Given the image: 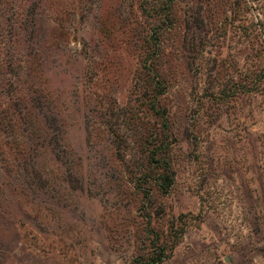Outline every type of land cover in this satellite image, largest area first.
<instances>
[{"label": "rangeland", "instance_id": "374dc122", "mask_svg": "<svg viewBox=\"0 0 264 264\" xmlns=\"http://www.w3.org/2000/svg\"><path fill=\"white\" fill-rule=\"evenodd\" d=\"M230 1L0 0V264H264V0Z\"/></svg>", "mask_w": 264, "mask_h": 264}, {"label": "trees", "instance_id": "16d2710c", "mask_svg": "<svg viewBox=\"0 0 264 264\" xmlns=\"http://www.w3.org/2000/svg\"><path fill=\"white\" fill-rule=\"evenodd\" d=\"M244 1H246V3L248 2H250L251 0H244ZM228 5H229V8L231 7V6H235V5H239L238 4V0H233V1H230L229 3H228ZM230 12H232V10L230 11ZM235 13H238V12H235ZM245 20H246V18H244ZM164 180H165V182H163V187H167L168 186V184L166 183V181H168V176L166 175L165 177H164Z\"/></svg>", "mask_w": 264, "mask_h": 264}]
</instances>
